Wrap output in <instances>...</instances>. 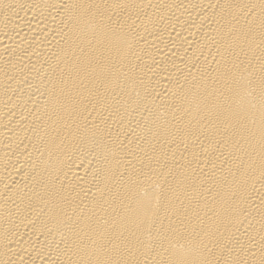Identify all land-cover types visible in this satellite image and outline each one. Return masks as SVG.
Here are the masks:
<instances>
[{
	"label": "bare ground",
	"instance_id": "bare-ground-1",
	"mask_svg": "<svg viewBox=\"0 0 264 264\" xmlns=\"http://www.w3.org/2000/svg\"><path fill=\"white\" fill-rule=\"evenodd\" d=\"M0 264H264V0H0Z\"/></svg>",
	"mask_w": 264,
	"mask_h": 264
}]
</instances>
